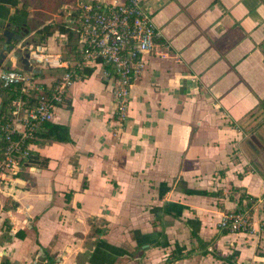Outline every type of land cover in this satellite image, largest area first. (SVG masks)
<instances>
[{
  "label": "crops",
  "instance_id": "1",
  "mask_svg": "<svg viewBox=\"0 0 264 264\" xmlns=\"http://www.w3.org/2000/svg\"><path fill=\"white\" fill-rule=\"evenodd\" d=\"M80 1L107 0H0V21L27 29L40 82L64 71L43 53L79 58L69 17ZM143 7L158 34L126 116H115L113 73L82 63L49 119L71 140L41 136V125L29 146L36 163L0 179V261L164 264L180 252L169 264H232L213 247L237 264H264V126L249 129V115L264 110V0ZM44 25L50 32L40 40ZM12 66L22 68L8 54L0 71ZM9 97L0 86V110ZM248 206V231L216 224Z\"/></svg>",
  "mask_w": 264,
  "mask_h": 264
},
{
  "label": "built area",
  "instance_id": "2",
  "mask_svg": "<svg viewBox=\"0 0 264 264\" xmlns=\"http://www.w3.org/2000/svg\"><path fill=\"white\" fill-rule=\"evenodd\" d=\"M144 1H80L69 17V27L77 35L79 58L70 61L51 53H43L41 58L64 67L53 82H40L32 71L19 66L0 71V86L18 89L0 110V179H11L29 162V146L38 128L52 118L55 106L64 100L67 87L79 77V69L86 62L98 61L108 67L105 75L113 73L115 116L119 121L126 116L131 84L144 66L143 54L151 51L158 34ZM27 50L34 54L31 45ZM249 211L248 206L223 212L216 224L227 231H248Z\"/></svg>",
  "mask_w": 264,
  "mask_h": 264
},
{
  "label": "water",
  "instance_id": "3",
  "mask_svg": "<svg viewBox=\"0 0 264 264\" xmlns=\"http://www.w3.org/2000/svg\"><path fill=\"white\" fill-rule=\"evenodd\" d=\"M27 34V29L23 27V24L11 20L0 21V62L10 54L18 59L23 69L34 70L27 50L29 45ZM36 161V156L30 155L29 162L36 163Z\"/></svg>",
  "mask_w": 264,
  "mask_h": 264
},
{
  "label": "trees",
  "instance_id": "4",
  "mask_svg": "<svg viewBox=\"0 0 264 264\" xmlns=\"http://www.w3.org/2000/svg\"><path fill=\"white\" fill-rule=\"evenodd\" d=\"M39 32L41 33L40 35V40L43 39V37L48 34L50 31L47 29V26L44 25L43 28H41L39 30ZM4 90H6L10 97L11 96H14L17 92H18V89L17 88H11V89H5L3 88ZM42 127H43V130L40 132V135L41 136H46V137H51V139H55V140H58V141H70L71 138H70V135H69V132L67 130V127L63 124H57V123H53L51 122L50 120H45L43 123H42ZM2 145V139L0 137V146ZM251 202L247 205H250ZM243 208V207H241ZM238 210H241V209H238ZM101 224H97V225H94V228H93V231L95 233L97 232H100L101 231ZM223 232H226L227 230L226 229H221ZM200 246H204V248L201 250L202 253H205L207 250L205 248V244L206 242L205 241H200ZM211 253L213 254L214 257H217V258H220V259H224L232 264H237L236 261L233 259V257H230V256H221L220 254H218V252H216L213 247L210 249ZM183 254H181L180 252H177V253H174V252H171L167 257H166V261L164 264H169L171 263L173 260L177 259V257H181ZM54 260L51 259V257L49 255H46L45 256V259L42 260L41 262H39L38 264H53ZM5 263V262H4Z\"/></svg>",
  "mask_w": 264,
  "mask_h": 264
},
{
  "label": "rangeland",
  "instance_id": "5",
  "mask_svg": "<svg viewBox=\"0 0 264 264\" xmlns=\"http://www.w3.org/2000/svg\"><path fill=\"white\" fill-rule=\"evenodd\" d=\"M249 116H252L250 123H249V126H250L249 129L251 131L257 130L261 125L262 126V127H260V130H261L264 126V110L254 111Z\"/></svg>",
  "mask_w": 264,
  "mask_h": 264
}]
</instances>
